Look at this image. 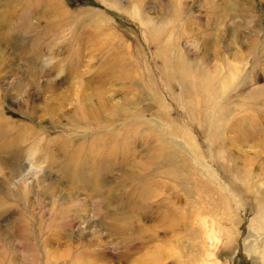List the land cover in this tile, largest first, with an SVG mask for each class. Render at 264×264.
I'll return each instance as SVG.
<instances>
[{"label":"rangeland","instance_id":"1","mask_svg":"<svg viewBox=\"0 0 264 264\" xmlns=\"http://www.w3.org/2000/svg\"><path fill=\"white\" fill-rule=\"evenodd\" d=\"M263 142L264 0H0V264H264Z\"/></svg>","mask_w":264,"mask_h":264},{"label":"bare ground","instance_id":"2","mask_svg":"<svg viewBox=\"0 0 264 264\" xmlns=\"http://www.w3.org/2000/svg\"><path fill=\"white\" fill-rule=\"evenodd\" d=\"M5 20V19H4ZM3 20V21H4ZM3 23V22H2ZM4 24V23H3ZM229 109V108H228ZM227 109V110H228ZM263 144H264V142H263ZM17 168V167H16ZM263 227H264V224H263ZM263 229V228H262ZM264 230V229H263ZM205 234V233H204ZM264 238V231H258V232H256V233H250V232H248V233H246L245 235H244V238H243V240L245 241V244L243 245V247H244V249L247 251V252H252L251 251V249L254 247V246H256L257 244H258V242L259 241H261V239H263ZM207 239V238H206ZM195 240V239H194ZM243 241V242H244ZM211 242V241H210ZM262 245V244H261ZM260 245V246H261ZM257 247V246H256ZM196 258V257H195Z\"/></svg>","mask_w":264,"mask_h":264}]
</instances>
